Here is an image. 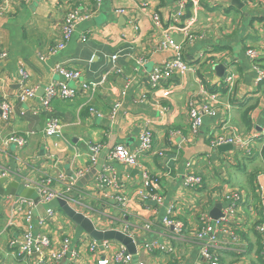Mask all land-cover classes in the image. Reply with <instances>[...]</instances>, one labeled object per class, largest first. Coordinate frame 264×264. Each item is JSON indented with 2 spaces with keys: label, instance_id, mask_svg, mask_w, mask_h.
Returning a JSON list of instances; mask_svg holds the SVG:
<instances>
[{
  "label": "crops",
  "instance_id": "1",
  "mask_svg": "<svg viewBox=\"0 0 264 264\" xmlns=\"http://www.w3.org/2000/svg\"><path fill=\"white\" fill-rule=\"evenodd\" d=\"M180 3L184 13L176 20L172 16ZM73 8L85 19L65 47L50 54L62 41L61 23ZM153 13L161 28L153 24ZM187 34L192 41L185 42ZM166 35L181 43L182 60L194 71L175 72L169 83L152 90L150 73L174 55L170 46L162 47ZM248 50L255 51V62ZM0 51L7 54L0 60V100L7 99L13 109L8 120L0 112V178L8 180L5 185L16 181L20 190L36 191L27 185L51 178L49 188L65 194L96 230H116L133 240L131 264H201L196 239L201 219L212 222L214 212L223 215L236 193L242 200L231 221L211 234L209 250L217 264H264V238L255 230L264 224V79L259 81L253 69L255 63L264 71V0H13L9 12L0 14ZM57 65L80 76L67 84L74 96L53 100L47 111L45 89L65 81L55 72ZM21 67L28 75L26 86L34 90L23 102L17 98ZM229 74L233 81L225 84ZM169 87L165 97L163 90ZM215 93L213 113L202 117L193 132L189 106L199 108ZM117 102L121 106L111 117ZM50 118L58 120L59 128L47 137ZM146 130L152 146L137 166L109 158L115 145L136 151ZM13 133L27 140L23 148L2 146ZM228 135H238L248 147L214 145ZM93 144L102 146L95 163L89 159ZM105 169L118 189L98 186ZM78 172L82 176L75 178ZM186 174L201 177L202 183L186 189ZM249 175H255L252 189ZM118 196L127 201L121 205ZM19 198L0 196V264H52L51 254L66 237L77 256L64 257L61 264H96L123 246L109 240L108 249L90 253L93 239L60 208L48 217L47 203H39L32 208L33 231L46 235L51 245L42 263L37 255L18 257V244L9 243L19 241L25 230ZM169 210L170 218L182 224L180 237L163 225ZM14 211L18 213L12 215Z\"/></svg>",
  "mask_w": 264,
  "mask_h": 264
},
{
  "label": "built area",
  "instance_id": "2",
  "mask_svg": "<svg viewBox=\"0 0 264 264\" xmlns=\"http://www.w3.org/2000/svg\"><path fill=\"white\" fill-rule=\"evenodd\" d=\"M27 1V0H22ZM59 1V0H54ZM96 2H99L100 0H95ZM242 2H247L248 0H241ZM13 4V0H0V14H5L9 12L11 5ZM184 13V4L180 3L179 10L176 14L172 16L173 19L178 20L183 16ZM85 17L81 15L78 11V9L73 8L69 10L61 23V31H62V41L57 43L54 47L50 48L49 53H57L61 49H63L66 45V43L69 41L71 35L73 34L76 26L80 24ZM151 19L153 24L161 28L162 23L160 20V17L157 13H153L151 15ZM185 31V30H184ZM190 34H187L185 36V42H190L191 40ZM83 41H85V38H83ZM170 46L173 51V58L164 63L162 66L156 67L152 70V72L149 75V84L150 88L152 90L156 88H162L163 84L169 83L171 80L173 73L178 72L180 74H185L191 71H194V67L186 64L182 60L181 55V43L176 44L172 43V41L169 40L168 36L166 35L165 42L162 44V47H168ZM247 56L255 62L256 59V53L254 50H248L246 52ZM7 58V54L5 52L0 51V60ZM43 59V57H41ZM112 59H116L115 56L112 57ZM253 69L258 74L257 78L259 81L264 79V71L259 69L257 64H253ZM55 72H57L59 75H62L65 78L64 82L60 83H52L47 86L45 89L44 96L42 98V105L45 110H50V103L55 99H61V100H69L74 96V91L69 89L68 87V81L74 80L79 78L80 73L78 71L69 70L62 65H57L55 67ZM18 75L20 78V86L21 91L18 93L17 98L23 102L26 99H30L34 96V90L31 88H28L26 86V81L28 78L27 72L21 67L18 70ZM233 81V76L231 74L227 75L225 78V84H229ZM97 84H91L90 87H94ZM89 86V85H87ZM86 85L84 87H87ZM170 87L166 90H163V95L166 97L168 96ZM125 94V91H123L122 95ZM218 94H210L207 97V102L202 104L199 108H194L191 105L189 106L188 111V117L191 123V129L193 132L197 131L201 119L204 116L210 115L213 113V106L217 102ZM121 103L117 102L113 105L111 110V117H114L117 110L120 108ZM92 110V109H91ZM90 110V111H91ZM0 112L2 114V117L5 120L10 119L13 113V109L11 104L7 99H1L0 100ZM59 128L58 120L55 118H50L47 122V126L44 130V135L47 137L53 136L57 129ZM27 143V140L24 139V137L20 136L17 133H13L3 139L1 141V144L3 147L9 146L10 144L17 146L18 148H23ZM215 146L220 145H239L241 148H247L249 145L248 141H245L241 139L238 135H228V136H222L219 137L215 142ZM152 146V135L149 130L144 131L140 136V144L136 151L132 152L127 150L123 145H115L113 149L109 152V158L116 160L118 162H121L125 165L129 166H137L138 165V158L141 154H143L146 151H149ZM102 146L99 144H93L90 146L89 149V159L91 160V163H95L96 157L99 154ZM190 166V165H187ZM111 171L108 169H105L103 173H101L98 176L97 184L98 186L102 188H113L118 189V185L114 179L113 176L110 175ZM2 176H6L5 173L2 174ZM82 172H78L75 175V178L81 177ZM75 178L71 181L73 184ZM52 183L51 178H47L42 180L39 183H33L28 184L27 187H34L36 191L39 194V203H48L51 200L61 198L65 199L66 196L64 195H58L54 193L49 186ZM202 183V179L199 176H195L194 174H186L183 179V186L186 189H195ZM148 184V182H146ZM242 200L239 195L236 193L233 194L231 198V204L227 208L226 212L218 219L214 221H209L207 218L201 219V227L199 231L196 234V239L200 242V255H201V264H217L218 259L217 257L212 254L209 250V243L213 239L212 235L218 228L224 226L226 223H229L231 219L234 216L235 211L237 210V202L239 200ZM66 200V199H65ZM157 204H161V198L156 197L155 198ZM117 201L122 205L127 199L125 197L118 196ZM19 205L23 207L24 209V222H25V230L23 232V235L21 239L18 241L16 239H11L10 245L17 247V256L18 257H29L32 255H37L39 257L40 263L43 262V256L47 249H49L51 242L49 238L44 234H35L33 231V217H32V208L34 207V204L30 200H25L22 198H19L18 200ZM15 213H18V211L12 212V215ZM171 210L168 211V215L162 220L163 225L166 227H169L173 229L174 233L177 234L179 237L182 235V224L179 222H175L170 218ZM46 214L48 217L53 216V210L47 209ZM40 224L44 223V220L39 221ZM11 224V222H9ZM256 232L262 235L264 238V224H259L255 227ZM209 241V242H207ZM70 238L66 237L63 239L58 247V250L51 254L50 259L52 261V264H61V260L64 257H70L71 259H75L77 256V253L70 248ZM109 248V241H92L89 242L87 246V250L92 253L96 254L102 251H105ZM148 248V247H147ZM133 260V255L129 254L125 247H120L119 250L114 253L110 257H102L101 259H98L96 264H131ZM142 264V263H139Z\"/></svg>",
  "mask_w": 264,
  "mask_h": 264
},
{
  "label": "water",
  "instance_id": "3",
  "mask_svg": "<svg viewBox=\"0 0 264 264\" xmlns=\"http://www.w3.org/2000/svg\"><path fill=\"white\" fill-rule=\"evenodd\" d=\"M111 148L112 146L108 147L105 150V153L108 152ZM220 149H224V148L220 147ZM100 165L102 166V163H100ZM101 166L97 168V171L100 170ZM89 177L91 178L92 176L91 175L86 176L85 179H88ZM7 181L8 180L5 178H0V196L2 197L17 196L25 200H30L33 202L34 205L38 206L40 199L37 191L31 188H24L20 190L19 184L16 181H11L7 185H5ZM44 207L49 210H53L54 208H60L62 212L70 220L73 221V223H75L83 232H85L94 241L100 242V241L115 240L121 243L126 248L129 254L132 255L135 254L134 242L130 237L116 230H109V231L96 230L92 222L84 215L74 210L65 199L57 198L51 200L46 205H44ZM221 216H222L221 211L219 213L214 212V216H212V220H216Z\"/></svg>",
  "mask_w": 264,
  "mask_h": 264
},
{
  "label": "trees",
  "instance_id": "4",
  "mask_svg": "<svg viewBox=\"0 0 264 264\" xmlns=\"http://www.w3.org/2000/svg\"><path fill=\"white\" fill-rule=\"evenodd\" d=\"M254 179H255V175H249L248 180H247L251 189L254 188Z\"/></svg>",
  "mask_w": 264,
  "mask_h": 264
}]
</instances>
